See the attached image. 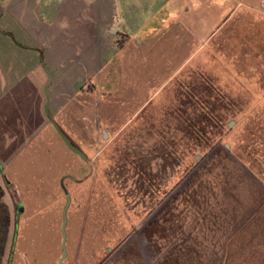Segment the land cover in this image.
<instances>
[{"label": "rangeland", "instance_id": "rangeland-1", "mask_svg": "<svg viewBox=\"0 0 264 264\" xmlns=\"http://www.w3.org/2000/svg\"><path fill=\"white\" fill-rule=\"evenodd\" d=\"M0 36L4 264H60L65 188V264H264V0H0Z\"/></svg>", "mask_w": 264, "mask_h": 264}, {"label": "crops", "instance_id": "crops-1", "mask_svg": "<svg viewBox=\"0 0 264 264\" xmlns=\"http://www.w3.org/2000/svg\"><path fill=\"white\" fill-rule=\"evenodd\" d=\"M1 3H2V1H1ZM3 3H4V0H3ZM2 8H4V6ZM124 35H126V39L127 40L130 39L128 36L132 37L130 34H128V36H127V34L125 33ZM1 37H3V36H0V38ZM1 49L2 50L0 51V56L9 57V58L12 57V51H11L10 48H9V50L4 49V48H1ZM5 50H7L6 54L4 53ZM39 52H40V54L42 53L40 51V49L39 50L37 49V53L38 54H39ZM24 54H25V52H23L22 49L17 48L15 50V54L14 55L17 56V58H20L19 56L23 57ZM40 58L42 59V57H40ZM43 62H44V58L42 59V64H43ZM39 63L41 65V67H42V64H41L40 61H39ZM0 67L2 68L1 65H0ZM46 67H47V65H46ZM43 69H44L45 73L47 74L45 66H44ZM3 71H4V69L2 68V71L0 73L1 74V78H0V103L2 104V106H0L1 109H2V111L0 110V131L1 130L3 131L2 132V135H4V137L7 138V143L10 146L11 145V142L13 141V138L12 137H14V136H12V131H11L12 125L9 124L10 123V121H9V115H10V113H11V111H12L13 108L16 109L17 115L19 113L21 114L23 112V110L21 109L22 108L21 107L22 103H18L19 96L16 94V92L14 91V89H18L19 86H21L23 84L24 80H21L19 78H17V80H13L14 79V76H12L9 73V71L7 72V74H5ZM34 93L35 92H33V96H34ZM37 95L38 94L36 92L34 97H37ZM46 98H47V96H46ZM50 104H51V96H50ZM11 105H13V106L8 110L7 108L9 106H11ZM45 112H46V110H45ZM5 124H8V126L7 127H4ZM16 137H17V135H16Z\"/></svg>", "mask_w": 264, "mask_h": 264}, {"label": "water", "instance_id": "water-1", "mask_svg": "<svg viewBox=\"0 0 264 264\" xmlns=\"http://www.w3.org/2000/svg\"><path fill=\"white\" fill-rule=\"evenodd\" d=\"M43 65H44V63H43ZM44 66H45L46 71H47V73L49 75L50 83H51L52 80H53L52 75H51L49 69L46 67V65H44ZM47 89H48V86L45 88L46 96L48 98V102H47V105H46V112L48 114V117H49L50 121L52 122L53 126L56 128V130L58 131L60 136L63 138V140L66 142V144L69 146V148H71L74 152L79 154L82 158L86 159V156L84 155V153L71 143V141L66 137V135L59 128V126H58L57 122L55 121V119L51 116L50 111H49L50 95L48 94ZM65 193L67 195V204H66V207L64 208V211H63V219H64L63 226H62V232H63V242H62L63 256L61 257L60 264H65V260H66V258L68 256V248H67L68 215H67V212H68V209H69V207L71 205V202H72L71 196H70V194H69V192H68V190L66 188H65Z\"/></svg>", "mask_w": 264, "mask_h": 264}, {"label": "trees", "instance_id": "trees-1", "mask_svg": "<svg viewBox=\"0 0 264 264\" xmlns=\"http://www.w3.org/2000/svg\"><path fill=\"white\" fill-rule=\"evenodd\" d=\"M11 227L12 211L8 202L6 201L5 190L0 184V264H4L5 261V256L9 247V242L12 234Z\"/></svg>", "mask_w": 264, "mask_h": 264}, {"label": "flooded vegetation", "instance_id": "flooded-vegetation-1", "mask_svg": "<svg viewBox=\"0 0 264 264\" xmlns=\"http://www.w3.org/2000/svg\"><path fill=\"white\" fill-rule=\"evenodd\" d=\"M66 194V193H65Z\"/></svg>", "mask_w": 264, "mask_h": 264}]
</instances>
